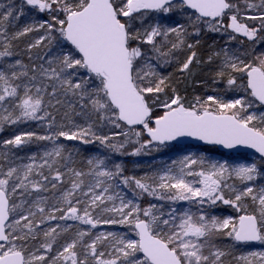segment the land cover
Here are the masks:
<instances>
[{"label": "snow or ice", "instance_id": "obj_1", "mask_svg": "<svg viewBox=\"0 0 264 264\" xmlns=\"http://www.w3.org/2000/svg\"><path fill=\"white\" fill-rule=\"evenodd\" d=\"M21 16L33 22L9 33ZM34 32L30 63L12 60V42ZM206 33L222 43L204 58ZM0 49V132L44 130L0 140V264H264L237 247L264 245V0H21L0 14ZM197 71L210 91L189 99L178 83ZM181 138L236 151L140 177L113 159ZM33 141L51 147L18 163L12 149ZM95 145L109 155H83ZM105 225L127 233L94 231Z\"/></svg>", "mask_w": 264, "mask_h": 264}, {"label": "trees", "instance_id": "obj_2", "mask_svg": "<svg viewBox=\"0 0 264 264\" xmlns=\"http://www.w3.org/2000/svg\"><path fill=\"white\" fill-rule=\"evenodd\" d=\"M21 0H0V4L4 5V8H0V14H2L4 11L7 10L8 7L12 6L13 4H15V6L18 8L20 5ZM179 18V17H177ZM23 16L20 17V19L18 21L15 22L14 27H10L8 29L9 33H11L12 31L15 30H20L23 28V25L25 24V21L23 20ZM46 19V17H45ZM183 19V18H180ZM34 33H30L28 36L25 37H21L19 40H15L12 42L13 44V51L19 53L18 56H14L12 58V60L15 59H20L22 60L24 63H30L28 60V53L26 51L27 49V45H28V39H30L31 36H33ZM217 41L218 43H222V41L220 40L218 34H213V33H206L201 41V44L198 46V54L201 55L202 57L206 58L208 52L211 50L210 46L213 44V41ZM2 50V49H0ZM46 51V49H33L32 50V56L33 58L35 57V55L37 53L43 54ZM177 55H179L181 57V59H183V54L178 53ZM163 72H171L175 75H178V73H176L175 68L174 67H169L166 69H162ZM205 74L203 72L197 71L196 74L190 78H186L183 82H179L178 83V87L180 89V91L183 94H186L188 96L189 99H191L195 94H204L208 91H210L209 89H205L204 87L200 86L197 82L204 80ZM174 82H176L174 80ZM76 119L78 121H80L79 117H76ZM82 122V121H80ZM100 131H103L105 133H109L111 131H119V130H114L111 129L110 127H105L103 129H99ZM20 131H36L39 134H44V130L40 129L38 127H36L35 123H30V124H23V125H18V126H6L5 130L3 132H0V140L5 139V138H11L15 133L20 132ZM122 139V138H121ZM76 142H71V141H67L66 145H73ZM138 146V145H137ZM51 145L48 144V142L46 141H33L31 144L23 146L21 148H17V149H12V152H14L18 157H20L21 159H19L17 162L18 163H24L25 161H27V157L31 154V155H36L37 159L39 160V156L42 155V153L47 150L48 148H50ZM81 148H83L84 146H79ZM133 147L135 146H129V148L127 149V151H132ZM88 148L90 149L89 152L84 153L83 155H90L93 153H99L101 155H109L108 150L107 149H103L101 146L99 145H95V146H88ZM203 150L207 151H216V149L213 148H203ZM154 152V151H153ZM153 152H151L149 155H139V156H131V155H113V159H115L117 162H120L123 164L124 166V174L125 175H135L134 173V169L132 170V164H130V160L134 159V158H139V159H150L152 157ZM75 159L78 161V155H75ZM77 163V164H78ZM137 176V175H135ZM139 177V176H137ZM49 193L51 194V191H49ZM42 194V193H41ZM40 194V195H41ZM142 204L146 205L148 203V198H144L143 201H141ZM115 229H117V226H114ZM120 230H126L125 228H120ZM231 243V242H228ZM239 248L240 252H244V250H247L248 248L252 247L249 245H239L237 246Z\"/></svg>", "mask_w": 264, "mask_h": 264}, {"label": "rangeland", "instance_id": "obj_3", "mask_svg": "<svg viewBox=\"0 0 264 264\" xmlns=\"http://www.w3.org/2000/svg\"><path fill=\"white\" fill-rule=\"evenodd\" d=\"M23 20L26 23H31L33 22L32 19H30L28 16H23ZM25 24L23 25V27L25 26ZM38 35V33L34 32V35L30 37V39H28V43L33 41V38L36 37ZM36 127H38L36 125ZM40 128V127H38ZM42 129V128H40ZM61 143H66L67 141H60ZM153 152V151H152ZM189 153H195V154H204L206 156H208L210 159H217V160H225L228 159L230 156H232L233 154H224L221 151H210V150H203L201 148H194V147H188V146H177V145H168V146H162L160 150L158 151H154L152 155V157L150 159H139V158H134L132 160H130V164H132V170L134 169V173L137 176H143L145 173H151L155 168H158L160 166L161 162H171V160L173 159H178L181 156L185 155V154H189ZM90 155H101L99 153H93ZM31 156V154L29 155ZM28 156V157H29ZM38 160V159H37ZM31 161H29L27 159V161H25L24 163H29ZM39 162V160H38ZM125 192V194L129 197L132 198V193L130 191H128L127 189L123 190ZM153 203H164V202H160V201H152ZM186 205L183 204H178L177 207H184ZM165 207H167V205H165ZM215 214L221 216V217H227L229 215H235V212L233 209H231L228 206H224V205H220L219 208H216L215 210ZM53 225V224H52ZM83 228H86L87 226L82 225ZM116 225H112V226H101L99 229L94 230V231H117V232H122V233H127V230H120V226H117V229H115ZM250 251H264V245H254V247H250L247 250H244V252L247 254Z\"/></svg>", "mask_w": 264, "mask_h": 264}, {"label": "water", "instance_id": "obj_4", "mask_svg": "<svg viewBox=\"0 0 264 264\" xmlns=\"http://www.w3.org/2000/svg\"><path fill=\"white\" fill-rule=\"evenodd\" d=\"M172 145H177V146H189V147H204V148H215L221 152H223L224 154L228 155V154H234L236 150H227V149H223L219 146H210V145H204L199 141H194L191 140L190 138H181L178 142H173ZM241 152H251V150H247V149H241ZM249 245H254V244H249Z\"/></svg>", "mask_w": 264, "mask_h": 264}, {"label": "flooded vegetation", "instance_id": "obj_5", "mask_svg": "<svg viewBox=\"0 0 264 264\" xmlns=\"http://www.w3.org/2000/svg\"><path fill=\"white\" fill-rule=\"evenodd\" d=\"M82 159H83V156L78 155V160L81 161ZM74 167H77V168H83V167H85V166H84V164H82V163L79 162L78 164H75ZM61 170H62V171H66V169H61ZM45 174H47V172H46ZM63 187H68V185H63L62 188H63ZM59 194H60L59 192L56 193L57 196H58ZM41 195H42V196H49V197H50V196L52 195V192H51V194H50L49 192H44V193H42ZM58 223L61 224V225H64V224L72 225L73 227L70 229V231L73 232V233H74L75 228H76L77 226L83 228L82 225H78V222H74V221H52V222H51V224H53V226L56 225V224H58Z\"/></svg>", "mask_w": 264, "mask_h": 264}]
</instances>
